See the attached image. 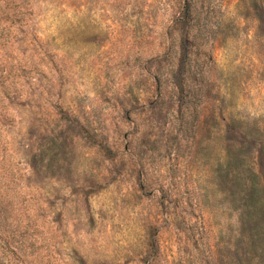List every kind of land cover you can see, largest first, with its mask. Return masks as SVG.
<instances>
[{
  "label": "clouds",
  "instance_id": "obj_1",
  "mask_svg": "<svg viewBox=\"0 0 264 264\" xmlns=\"http://www.w3.org/2000/svg\"><path fill=\"white\" fill-rule=\"evenodd\" d=\"M197 3L214 5L211 27L185 23L192 0H0V244L18 254L0 264H211L222 225L226 244L239 237L211 166L193 171L203 136L180 89L206 83L216 107L264 127V16L253 0ZM189 34L214 57L206 75L183 65ZM186 200L217 223L206 246L188 238Z\"/></svg>",
  "mask_w": 264,
  "mask_h": 264
},
{
  "label": "rangeland",
  "instance_id": "obj_2",
  "mask_svg": "<svg viewBox=\"0 0 264 264\" xmlns=\"http://www.w3.org/2000/svg\"><path fill=\"white\" fill-rule=\"evenodd\" d=\"M253 4L257 8V14L264 16V9L259 7L257 0H253ZM213 6L199 5L197 0H192L191 11L188 8L184 11L185 23L191 27L197 22L196 17L199 15L203 24L206 14L209 17L208 27H211ZM209 35L208 28H202L199 39L203 41ZM182 52L184 67L197 72L198 76L200 72L197 69L207 74L208 66L204 62L214 57L206 55L203 46L198 54L197 44L193 42L191 34L183 39ZM239 80L240 77L229 79L228 83L236 89L239 87ZM189 83L191 84L190 81ZM191 87L193 91L187 94L184 88L180 89V106L182 109L194 110L196 114L195 120L185 125L186 130L203 136L198 151L193 154V171L201 162L206 161L204 167L211 166V189L216 192L218 198L227 194L224 203L214 206L220 221L230 219L231 217L226 215L228 213L236 210L240 212L239 237L232 232L229 240L231 246L226 244L225 238L229 236L230 229L222 225L224 231L215 245L216 257L211 264H264V127H249L243 124L227 113V105L223 108L216 107L220 97L217 96L214 100L212 93L205 95L206 83L192 84ZM202 104L207 105L203 112ZM161 111L170 109L162 105ZM226 119L230 120L226 125L227 131L221 133L220 129L224 126L222 121ZM171 143L174 146V142ZM53 150L58 155L63 152L64 146L53 143ZM204 207H209V204L205 203ZM162 210L165 214L168 213L167 203H162ZM182 211L194 218V223L188 228L189 240L195 239L199 245L206 246L208 233L217 226L216 221L210 224L207 220L208 213L190 200L185 201ZM153 247L155 248V245ZM0 251L7 257H18L11 242L0 244Z\"/></svg>",
  "mask_w": 264,
  "mask_h": 264
}]
</instances>
